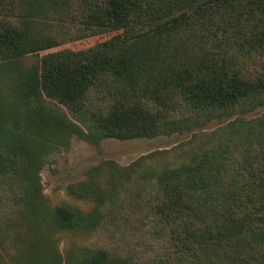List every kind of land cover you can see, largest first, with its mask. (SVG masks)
I'll return each instance as SVG.
<instances>
[{
  "label": "trees",
  "instance_id": "16d2710c",
  "mask_svg": "<svg viewBox=\"0 0 264 264\" xmlns=\"http://www.w3.org/2000/svg\"><path fill=\"white\" fill-rule=\"evenodd\" d=\"M116 33L113 45L41 57ZM260 107L264 0H0V264H15L1 243L37 211L101 243L73 264H264V115L241 116ZM236 115L131 166L93 168L68 189L87 211L37 208L45 146L191 133Z\"/></svg>",
  "mask_w": 264,
  "mask_h": 264
},
{
  "label": "rangeland",
  "instance_id": "374dc122",
  "mask_svg": "<svg viewBox=\"0 0 264 264\" xmlns=\"http://www.w3.org/2000/svg\"><path fill=\"white\" fill-rule=\"evenodd\" d=\"M120 34H109L86 39L76 44H68L61 49L52 50L41 54L43 58H49L69 51L73 55L80 52H90L104 45L119 42ZM264 115V107L253 112L241 115L249 121ZM239 115L214 119L203 127L196 128L193 132L182 134L174 133L170 136L156 138L135 139L118 141L106 139L99 146L90 145L77 138L70 142L69 149L65 147L54 148L45 146L43 150L44 164L39 173V191L42 203L37 208L42 212L45 208L55 204L67 203L79 207L84 211L91 208V203L85 199L79 200L72 196L68 189L84 181L90 170L102 164H112L125 168L138 162L139 159L157 152L169 151L186 143L193 134H204L226 127ZM106 176L112 180L120 178L112 175ZM45 214L37 211L36 217L31 219H19V226L14 227L8 240L1 244L13 243L12 255H16L15 264H73L79 248L92 247L101 243L92 233H64L52 228ZM14 240V241H13ZM33 249V250H32ZM32 250V254L30 251ZM26 252L25 254H21ZM7 264H13V259H8L4 254ZM29 260V261H28Z\"/></svg>",
  "mask_w": 264,
  "mask_h": 264
}]
</instances>
